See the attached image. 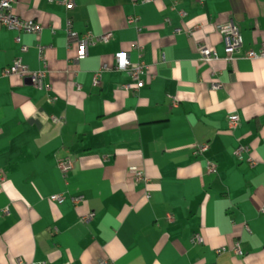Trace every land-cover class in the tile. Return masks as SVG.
I'll use <instances>...</instances> for the list:
<instances>
[{
  "label": "crops",
  "instance_id": "1",
  "mask_svg": "<svg viewBox=\"0 0 264 264\" xmlns=\"http://www.w3.org/2000/svg\"><path fill=\"white\" fill-rule=\"evenodd\" d=\"M61 1L14 4L40 36L0 25V264H264V57L245 58L264 49V0ZM68 21L112 37L78 60ZM231 22L243 44L228 62L219 28ZM200 47L218 59L202 62ZM119 52L149 67L140 90L112 69ZM17 58L48 89L3 76Z\"/></svg>",
  "mask_w": 264,
  "mask_h": 264
},
{
  "label": "built area",
  "instance_id": "2",
  "mask_svg": "<svg viewBox=\"0 0 264 264\" xmlns=\"http://www.w3.org/2000/svg\"><path fill=\"white\" fill-rule=\"evenodd\" d=\"M153 0H142L143 3H149ZM17 2V0H0V25L7 28L9 31H14L18 33H28L33 34L36 36H40L43 32V27L37 23L35 20H24L20 16H18L14 11V4ZM61 3L68 9L72 10L75 7V0H62ZM130 24H134L138 21L137 17H130L128 19ZM66 31L68 33V36L70 38L71 45L77 46V59L80 60L86 56L87 48L91 45H94L96 43H107L111 37V33H106L101 36H95L92 33H85L83 35L78 34L76 31L72 29L71 21L67 22L66 25ZM219 31L222 35L224 44H225V52H226V58L225 60L230 62L234 59V56L241 50L243 40L240 33L239 28L234 23H229L226 26L220 27ZM51 33L54 34L55 30L51 28ZM17 42H20V38H16ZM40 54L44 51L43 46H39ZM23 51L26 50L25 47L22 48ZM200 60L204 63L210 64L213 61L218 59V56L215 52L211 51L210 49L200 47ZM264 57V49H262L259 53H256L254 51H248L245 54V58L247 59H255V58H261ZM116 63L112 67L113 70L118 72H124L126 73L129 78L131 79V84L124 86L125 89H134V90H140L143 85V76L147 74L149 67L143 63V62H132L129 58V54L127 52H119L115 56ZM110 69L109 66L104 65L102 67V70L97 73L95 76V83L97 84L99 81V75L102 71ZM20 76L22 78H28L32 84H34L38 89H48V86L45 83V79L47 76V73L42 71H32L28 66H26L21 58H17L13 61V63L8 66L6 69L3 70V76ZM214 88H218L221 85L213 84ZM57 98H49L48 102L53 103L56 101ZM177 104L176 100H174V105ZM53 121L55 123H60L63 121V118H53ZM229 121V127L231 129H234L239 124V117L237 115H231L228 118ZM209 149L208 143L199 144L194 149L195 155H204ZM246 150V148L239 147L236 150V155L241 158L242 153ZM58 169L62 173V175L65 177L67 174L72 170L73 164L69 158H64L58 161ZM206 170L209 174H216L218 171L217 164L214 161H207L206 162ZM130 173L134 176L136 181L140 180H146L144 177V174L141 170L137 168H131ZM53 199L58 203L61 204L64 202V196L62 194H57L53 197ZM84 201L83 197H76L73 198V202L78 205ZM7 213L8 210H5ZM92 219V214H87L81 217V220L84 222H88ZM192 242L195 244H202L203 239L200 235L196 234ZM231 249L234 251V253L238 256L243 255V251L241 250L238 243L233 244ZM225 251V248H220L217 250L218 253H222ZM17 264H28L25 263L22 259L17 260ZM39 264H45L44 262H41ZM99 264H109L107 261L102 260L99 262Z\"/></svg>",
  "mask_w": 264,
  "mask_h": 264
}]
</instances>
